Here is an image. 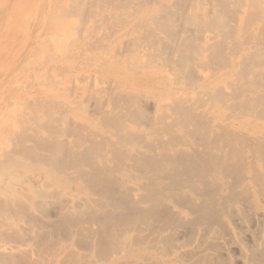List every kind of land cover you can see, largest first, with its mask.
I'll use <instances>...</instances> for the list:
<instances>
[{
    "label": "bare ground",
    "instance_id": "obj_1",
    "mask_svg": "<svg viewBox=\"0 0 264 264\" xmlns=\"http://www.w3.org/2000/svg\"><path fill=\"white\" fill-rule=\"evenodd\" d=\"M21 18L44 26L23 70L83 65L0 117V264H20L16 234L46 245L71 224L38 264H204L205 234L243 222L240 256L264 264V0H47Z\"/></svg>",
    "mask_w": 264,
    "mask_h": 264
},
{
    "label": "rangeland",
    "instance_id": "obj_2",
    "mask_svg": "<svg viewBox=\"0 0 264 264\" xmlns=\"http://www.w3.org/2000/svg\"><path fill=\"white\" fill-rule=\"evenodd\" d=\"M47 0H5V1H3V0H0V11L2 10V9H5V10H2L3 12L5 11V13H3L2 11V13L0 12V117H5V118H7V119H10V120H12L11 118H9V112L10 113H13L16 109H18L19 111L18 112H20V110H22V108L21 109H19V107L20 106H22V104H23V102L25 101V99H30V98H32V96H34V95H41V94H43V95H41V96H50V97H58L60 94H61V89H62V87H65V86H70V84L72 83V82H75V79H76V77H77V75H79V73H75L74 75H72V76H67L66 74H64V78L62 77L63 76V74L62 73H65V71L67 72V70H68V68H69V66H70V64H73L74 66H77V65H83L82 64V61H79V60H77V59H75V58H71V59H67V60H65V59H62L60 62H58V65H62L63 67L64 66H67L66 67V69H63V70H60V69H54V68H56V66H54V63L53 62H47L46 61V59H45V62H43V59H41V60H38L37 61V66H33L31 69H29L28 68V70H23L24 69V67H26L27 65H28V63L31 61L30 60V56H29V53H30V51L32 50V49H34L35 47H36V45L39 43V36H40V34L42 33V31H44V26H42V27H39L38 26V28H36L35 30L33 29V28H30L29 29V25L28 24H26V26L25 25H23L22 23V21H21V16H24L25 14H27V13H29V12H31V10H35V9H37V7L41 4V3H44V2H46ZM3 3V4H2ZM5 3V4H4ZM7 3V4H6ZM6 5V6H5ZM5 14V18H3L4 15ZM45 21V20H44ZM80 21H79V19H78V17L77 16H71V17H69V19H68V24L69 23H71V24H73V25H78V23H79ZM3 23V24H2ZM46 23V22H45ZM33 30H34V32H33ZM25 31V32H24ZM32 31V32H31ZM35 34H37V38H38V40L35 38L36 36H35ZM43 35V34H42ZM33 36V37H32ZM36 39V40H35ZM33 40V41H32ZM38 41V42H37ZM29 44V45H28ZM51 46H52V48H54L55 47V45L54 44H51ZM27 47V48H26ZM32 47V49L30 50V48ZM82 46H80L79 47V45H78V51H80V52H84L83 53V55H86V54H89L87 51H83V49L81 50L80 48H81ZM55 49V48H54ZM48 50V49H47ZM23 51H25L26 52V55L25 56H21V54L23 53ZM22 52V53H21ZM75 61V62H74ZM79 61V62H78ZM20 64V65H19ZM44 64V65H43ZM52 66V67H51ZM54 66V67H53ZM16 67V68H15ZM43 67V68H42ZM15 68V69H14ZM35 68V69H34ZM40 69V70H39ZM55 70V71H54ZM57 70V71H56ZM11 71H13V72H11ZM60 71H61V73H60ZM10 72H11V74H10ZM45 72H47V74H48V77L47 78H45L46 79V81H45V79H44V83L43 84H41V82H43V80L40 78L39 79V77L41 76L40 75V73H45ZM81 72V71H80ZM91 72V73H90ZM89 73H90V75L92 76H90V78L91 79H94V81H95V78L97 77V75H96V72H94V70H91ZM9 73V75L7 76V74ZM51 73H53V74H51ZM50 74V75H49ZM58 74V75H57ZM77 74V75H76ZM52 75V76H51ZM7 76V77H6ZM57 77V78H56ZM58 77H60L59 79H60V81H59V79H58ZM94 77V78H93ZM33 78V79H32ZM57 79V81H55V80H53V79ZM53 81H52V80ZM41 80V82L39 83V81ZM10 81H12V82H10ZM93 81V80H92ZM32 82V83H31ZM48 82H50V83H48ZM33 84V86L32 85H30V84ZM35 83V84H34ZM28 84V85H27ZM48 84V85H47ZM63 85V86H62ZM55 88V89H54ZM57 89V90H56ZM57 94V95H56ZM59 94V95H58ZM13 97V98H12ZM23 98V99H22ZM9 100V101H8ZM13 102V104H11V102ZM19 102V103H18ZM8 103H9V105H8ZM18 103V104H17ZM20 103H22V104H20ZM10 109V110H9ZM1 127V126H0ZM5 129V127L4 126H2L1 128H0V144H3L2 142H4L5 140H6V138L4 137V135L6 136V131L4 130ZM2 131V132H1ZM3 131H4V133H3ZM5 201V200H4ZM6 202V201H5ZM53 209V208H52ZM32 213H33V211H32ZM35 213H38L37 211L35 212ZM40 213H38V214H35V217H39L38 219H40V220H42V217H40L41 215H39ZM34 215V214H33ZM8 216H10L9 214H8ZM7 216V217H8ZM44 219V218H43ZM246 223V222H245ZM245 223L243 222V224L241 223V230H239L240 231V234L241 235H239V237L237 236V237H235L234 235H229L228 236V233H227V235L225 236V235H221V234H217V233H213V232H210V233H206L205 234V238H206V244H205V242H204V240H202V248H201V246H199L198 248H195V250H196V252H198L199 253V251L202 249L203 250V248L205 247V250H203V252L202 251H200V253L199 254H202L204 257H205V259H206V261H204L203 263L204 264H221V262H219V260L218 259H216L217 257L215 256V255H213V253L215 252V250L216 249H219V251H220V253H222V255H224L223 257H226V258H230L231 260H232V262H233V264H243V263H245V264H247V262H246V259H245V257H243L244 256V254H242V252H240L242 249L240 248L241 247V240H244V242H250V241H252V239H253V236H252V234L250 233V231L251 230H249V232H248V228H250V229H253V228H255V225L252 223V222H250V223H246V226H245ZM59 226V225H58ZM61 226L62 225H60L59 227H58V229H57V231H56V229L54 228V230L56 231H54L53 230V232H52V238H55L54 236H56L57 234L58 235H61V233L60 232H63L64 234L66 233L65 231L68 229H70V228H66V227H69V226H72V224L71 225H68V226H65L64 227V231H62L63 230V227L61 228ZM244 226H245V228H244ZM252 226V227H251ZM60 228V229H59ZM245 229V231L243 230V229ZM62 229V230H61ZM45 230V229H44ZM47 230L48 229H46L45 231L47 232ZM60 230V232H58ZM247 230V231H246ZM10 231V230H9ZM42 231H43V229H42ZM45 232V233H46ZM10 233H11V235H12V230L10 231ZM22 233H24L23 234V237H20L21 238V240L20 239H17V237L18 236H20V235H22ZM53 233H55V234H53ZM67 233H68V231H67ZM209 234H211V235H209ZM249 234V235H248ZM13 235H15V233L13 232ZM17 235V234H16ZM15 235V237H13L12 238V244L13 245H16V246H20V252H19V255H18V259L20 260L19 262H20V264L22 263V264H29V262H30V260H26V258H27V256H29L30 257V255L31 254H33V253H35L34 255L36 256V257H38L39 256V254H42L43 252H45V253H47L48 251H47V248H45V247H47V245L48 244H51V242L52 243H54L53 245H54V247H53V245L51 244L50 245V247L48 246V248H50V249H52L51 251H53V249L55 248V246H56V241L58 242V241H60L61 239H63V236L65 237V239L64 240H66V236L65 235H63L62 236V238H61V236H58L57 235V237L58 238H61V239H57L56 238V240H54V239H52L51 238V242H49L48 244L46 243V245H45V243H43V242H47L46 241V239L44 238V239H39V241L41 240L42 241V244H44L45 246H42V244L40 243V245L38 244L39 242H37V240L36 239H32L31 238V241H33V242H31L30 243V240H29V242L28 243H30V244H28L27 243V241H26V239L28 238V237H31L30 235V233H25V232H21V234L19 235H17L16 236ZM54 235V236H53ZM215 235V236H214ZM243 235V236H242ZM24 236L26 237V238H24ZM214 236V237H213ZM234 237L233 238V242H234V244H231V242H232V238H229V237ZM220 237V238H219ZM14 238L15 239H17L19 242H21V244H19V242H17V244H16V242H14L13 240H14ZM227 238V239H226ZM242 238V239H241ZM247 238H248V240H247ZM22 239H23V241H22ZM25 239V240H24ZM29 239V238H28ZM27 239V240H28ZM236 241H235V240ZM238 239H240V240H238ZM251 239V240H250ZM212 240V241H211ZM227 240V241H226ZM16 241V240H15ZM36 241V242H35ZM40 241V242H41ZM54 241V242H53ZM204 242V243H203ZM216 243L217 244V242H218V245H216V244H213V243ZM221 242L222 243H224V244H221ZM230 244H229V243ZM23 243H26V244H23ZM32 243H35V245H36V243H37V246H35L34 244V246L32 245ZM237 243H239L240 244V246L238 247V246H236L237 245ZM23 244V245H22ZM58 244V243H57ZM196 243H194V242H192V245L191 246H189V249H192L194 246H196L195 245ZM236 244V245H235ZM24 247H22V246ZM31 245H32V247H31ZM209 245V246H208ZM232 245V246H231ZM235 245V246H234ZM42 247V249L40 248V247ZM53 248H52V247ZM80 248L82 247V246H80V244L78 245ZM29 247V248H28ZM37 247V248H36ZM206 247H209V248H206ZM219 247V248H218ZM223 247H224V249H223ZM26 248V249H25ZM30 248L32 249V251L30 252ZM44 248V249H43ZM83 248V247H82ZM200 248V249H199ZM223 249V251L221 252V250L220 249ZM226 248V249H225ZM24 249L25 250H29V251H27V252H25L24 251ZM36 249H40V251H42V253H40V251L39 250H37V253L34 251V250H36ZM50 249H48L49 251H50ZM78 249V250H77ZM45 250V251H44ZM76 250L77 251H79V248H76ZM81 250L82 249H80V252H81ZM19 251V250H18ZM34 251V252H33ZM39 251V252H38ZM84 251H85V249H84ZM228 251V252H227ZM22 252L24 253V254H28L27 256H24V254H22ZM29 252V253H28ZM33 252V253H32ZM96 252H98V251H96ZM208 252V253H207ZM226 252V253H225ZM45 253H43L42 254V256H44V255H46ZM51 252H48L47 254H49L51 257H52V255L50 254ZM82 253H83V251H82ZM207 253V254H206ZM227 253H229V254H227ZM21 254V255H20ZM30 254V255H29ZM98 254V253H97ZM195 254H197V253H195ZM199 254H197V255H199ZM206 254V255H205ZM243 255V256H240V255ZM32 256L31 255V257L30 258H32V259H34L35 260V263L34 264H38L37 262H41L42 261V263L44 262V260L43 259H41L42 258V256H39L40 257V259H38V258H36L35 256ZM44 256V259H45V262L44 263H46L47 261H46V259L47 260H49V258H51L50 256ZM21 257V258H20ZM29 257H28V259H29ZM47 257H49V258H47ZM214 257H216V258H214ZM24 260H23V259ZM186 258H190L191 259V257L189 256L188 257V255H187V257ZM207 258H209L208 260H207ZM31 259V262L32 261H34V260H32ZM92 259V258H91ZM210 259H212V260H210ZM36 260H37V262H36ZM40 260V261H39ZM210 260V261H209ZM243 260V261H242ZM14 261H17L18 262V260H14ZM23 261V262H22ZM26 261V262H25ZM27 261H29L28 263H27ZM86 261V264H88V260H85ZM30 262V264H32ZM206 262H209V263H206ZM219 262V263H218Z\"/></svg>",
    "mask_w": 264,
    "mask_h": 264
}]
</instances>
